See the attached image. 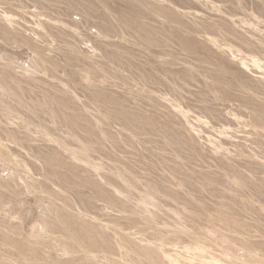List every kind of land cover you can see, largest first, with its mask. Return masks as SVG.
<instances>
[{
	"label": "rangeland",
	"instance_id": "1",
	"mask_svg": "<svg viewBox=\"0 0 264 264\" xmlns=\"http://www.w3.org/2000/svg\"><path fill=\"white\" fill-rule=\"evenodd\" d=\"M0 264H264V0H0Z\"/></svg>",
	"mask_w": 264,
	"mask_h": 264
}]
</instances>
